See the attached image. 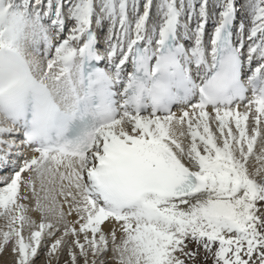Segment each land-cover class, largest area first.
I'll use <instances>...</instances> for the list:
<instances>
[{
  "label": "bare ground",
  "instance_id": "1",
  "mask_svg": "<svg viewBox=\"0 0 264 264\" xmlns=\"http://www.w3.org/2000/svg\"><path fill=\"white\" fill-rule=\"evenodd\" d=\"M72 1L76 11L81 8L88 17H96L94 0H90V4L88 0L81 3L67 0L64 4L61 1L62 17L65 10H71L68 6ZM180 1L189 2L167 0L162 11L154 14L156 0H147L149 10H144L130 33L133 13L129 10L130 0H111L113 11H121V19L113 26L112 15L109 31L113 30L114 39L122 40L124 36L127 41L135 34L141 36L157 28V24L166 26L170 11L177 17L174 20L179 19L177 21L187 25L188 14L185 17ZM236 3L239 0H233V4ZM9 4L10 0L0 8V25L7 18L0 27V47L2 39L13 30L21 40L19 43L29 48L31 38L34 39L32 33L36 31L34 19L38 7H31L29 18H24L17 12L6 14ZM46 12L47 9L39 14L40 17ZM107 16L108 11L104 9L98 21H94L99 29L106 23ZM257 22L262 21L257 19ZM66 23L67 18L64 25ZM261 25L251 30L256 32V39L263 31ZM199 36L197 43L203 38ZM53 45L57 50L49 58V48ZM69 46L66 40L52 45L47 40L41 51V55L47 54V60L37 56L38 46L32 53L35 57L28 53L42 83L53 88L59 84L58 61ZM237 114L239 120L232 121L215 114L201 116L192 107H186L154 121L140 118L146 135L174 152L202 178V185L192 198H157V201H147L145 205L142 203L116 216L104 212L103 219L94 215V205L83 194L82 164L65 159L46 160L40 153L23 148L10 137L16 136V132H12L0 117V158L5 159L3 152L10 154L16 162L14 171H20L13 192L9 191L13 187L10 184L12 173L8 178L0 176V264H214L216 260L210 257L209 251L214 252L227 240L234 256L245 240L235 232L225 231L224 226L231 225L234 216L247 218L251 214L264 219V115L251 107H239L232 118ZM122 124L123 128L133 129L129 120H123ZM147 205L150 208H146ZM87 221L92 222L91 230L86 227ZM39 224L43 230L34 244L32 234ZM245 226L257 239V226ZM191 237L196 239L191 240ZM51 244L53 248L49 250ZM139 244L145 250L139 248Z\"/></svg>",
  "mask_w": 264,
  "mask_h": 264
},
{
  "label": "rangeland",
  "instance_id": "2",
  "mask_svg": "<svg viewBox=\"0 0 264 264\" xmlns=\"http://www.w3.org/2000/svg\"><path fill=\"white\" fill-rule=\"evenodd\" d=\"M143 3H144V0L141 1V4ZM156 5H157V0H156ZM248 217H249V223H250L249 225L257 226V229L259 232L258 238L255 239L253 233L250 234L248 230L247 231L245 230L243 234L249 235L251 239L248 238L247 236L240 237L245 240V243L243 246H240L239 248L236 249L235 254L238 252L236 257H234L235 254L233 256V253H230V255L229 254L220 255L221 253L226 252V250L228 249L230 250L228 245L226 246V245L220 244L217 249H214V252L213 250L209 251L210 257L213 258V260H216L214 261L215 262L214 264H223V263L224 264H264V219L261 216H255V215H251ZM191 238H192L191 240L196 239L195 237H191ZM197 239L203 240L200 237H197ZM249 239L251 240V242ZM191 246H193V244H191ZM43 255H45V252H43Z\"/></svg>",
  "mask_w": 264,
  "mask_h": 264
}]
</instances>
